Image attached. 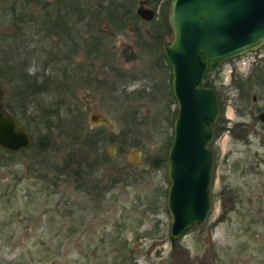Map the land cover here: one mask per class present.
<instances>
[{
	"label": "rangeland",
	"instance_id": "obj_1",
	"mask_svg": "<svg viewBox=\"0 0 264 264\" xmlns=\"http://www.w3.org/2000/svg\"><path fill=\"white\" fill-rule=\"evenodd\" d=\"M84 4L85 9L98 15L96 0ZM160 4L158 11L165 0ZM162 15L157 12L155 20H161ZM138 25L147 31L155 23L142 21ZM161 38L170 41L172 31L167 29ZM34 39L40 38L35 35ZM111 42L114 56L110 63L126 79L118 81L117 92L109 93V87L105 86L109 78L104 76L110 67L98 66L92 60L95 55L86 50L84 56L78 54L74 58V78H65L66 62L63 57L56 58L58 61L51 65L55 70L52 89L49 87L45 95L33 97L27 109L20 106L15 88L0 78V100L7 111L14 110L22 116L24 124L29 121L27 130L34 143L14 155L0 149V264H179L184 258L179 254L181 250H185L188 260L193 233L182 238L180 247L171 245L166 207L170 184L167 164L155 162L167 152L177 116L170 86L171 70L159 56L164 67H157L154 50L141 53L130 29L117 33ZM47 48L34 46L35 57L27 66L29 73L45 68ZM259 52L264 53V45ZM79 64L84 66L81 78L85 80L77 76ZM148 66L152 71H143ZM257 66L248 81L247 65L237 66L236 78L226 65L220 83L213 86L214 91L219 88L222 102L216 120L217 136L209 144L215 154V180L222 178L225 171L257 170L256 163L264 156V126L256 118L258 111L264 109V64ZM212 76L217 81L215 70ZM241 80L244 82L237 88ZM124 83L126 88H122ZM140 90L144 96H140ZM58 104L63 109L59 116L50 115L48 122L38 123L40 118L45 120L44 109H53ZM101 116L111 123L108 127L120 134L113 137L112 143L106 138L100 144V161L92 175L77 181L62 174V169L49 171L40 162L41 154H37L35 146L44 135L54 141L49 146V166L55 162L62 167V157L67 152L56 151L61 139L58 127L50 131L46 124H60L64 119L72 124L78 117L82 124L93 127V118ZM246 125L250 127L248 130ZM119 137L124 141L122 144ZM246 138L250 140L248 145L244 142ZM86 155L87 159L89 155ZM248 181L253 187L257 179L250 177ZM218 183L214 186L216 193L221 185ZM247 194L250 193L244 196ZM258 205L260 213H257ZM249 207L256 223L249 233H239L246 245L244 260L246 264H264V240L255 238L256 234H264V200Z\"/></svg>",
	"mask_w": 264,
	"mask_h": 264
},
{
	"label": "flooded vegetation",
	"instance_id": "obj_2",
	"mask_svg": "<svg viewBox=\"0 0 264 264\" xmlns=\"http://www.w3.org/2000/svg\"><path fill=\"white\" fill-rule=\"evenodd\" d=\"M90 1L93 0H0V78L3 82L5 81L10 84L11 87L15 88L14 95H19L21 107L26 108L30 105V101H32L33 97L45 95L48 93L49 87L52 89L55 70L51 65L54 61H58V57H63L66 62L63 67L65 78L69 76L74 78V76H76L73 75L74 68H72L74 65V58L78 54L84 56V50L89 54L93 53L95 55L92 60L97 63L98 66L100 65L102 68L103 66L110 67L108 73L104 76V78H109L105 81V86L109 87V93L117 92L119 90L118 81H126V79H124L125 77L121 75L122 73H118L114 65L110 63V59L114 56V52L111 51L114 49L111 41L117 33H122L123 30L130 29L133 32L135 42H137L141 53L146 54L147 52L149 54L151 49L155 51L154 58L157 67L162 65L159 60V57H161V59L165 61L163 65L166 67L169 66L168 68L171 70L163 53L165 41L159 38H161L162 34H164L167 29L169 32L172 30L169 27L168 14H166V17L169 26L164 19V11L161 8L158 11V7L162 5L159 3L160 5L158 6L157 0H133L134 5L138 3L135 10L134 5H130L132 0H96L99 4L98 15L93 14L88 8L85 9L84 3ZM130 7H132V10ZM138 9H151L152 17L149 19L143 18L139 14ZM157 12L163 14L159 21L155 20ZM75 14L79 15L75 18ZM141 20L143 22H153L155 25L151 27V30L142 31L138 25V23L142 22ZM163 21L166 23L165 25L167 28ZM155 30L156 33L154 32ZM156 34H159L160 37L158 39L162 41L161 50L163 55L160 52L159 40H156ZM35 35L40 39L35 40ZM53 39H56V41L52 42ZM37 45L41 47L44 46V48L48 46V59L45 57L46 66L44 65L45 68L41 71L29 73L27 66L35 57L34 46L36 47ZM59 47L65 52H61ZM260 49L249 51L228 59L224 58V60L209 73L208 78L211 79L213 78L212 72L214 70L217 74L215 78H217L218 82L214 79H209L212 87L216 85V83H220V78H223V68L226 65L230 66V73H232L233 78H236L235 72L238 69L237 66L247 65L248 71L246 78H248L249 81V78L254 76V70L258 67L257 65L264 64V53L260 54ZM105 50H108L109 53H105ZM126 53L127 51H125V54ZM132 56H136L135 52L132 53ZM59 60L63 61V59ZM163 65L161 67H164ZM70 67L71 70L69 69ZM151 68L152 67L148 66V68L143 71L147 70L151 72ZM83 71L84 66L79 64L77 66L78 78H81V76L83 77ZM81 79L85 80V78ZM171 81L172 74L170 78L172 93ZM242 82L244 81L241 80L238 82L236 87L240 88L243 84ZM126 87L127 85L124 83L122 88ZM217 89L215 88L216 99L220 100V103H222L221 92ZM139 94L140 96H144V91L140 90ZM172 98H174L173 93ZM254 99L253 97V100ZM174 101L176 102L175 98ZM5 106L4 102L2 103L0 100V111L4 114L11 115L16 119L18 125L29 133L31 137V143L27 147L29 148L32 146L33 141L30 131L27 130L29 121L27 124H24L22 122L24 119L22 116L17 115L14 110L10 113ZM60 106L58 104L53 109L49 108V110H46L48 117L50 115L54 117L59 116L63 110ZM261 111H264V109L258 111V113ZM250 112L252 113L253 111ZM80 113L81 112H78L79 115ZM77 118L78 117L75 118L72 124L66 123L64 118H61L64 120H62L60 124L59 122L52 124L45 123L50 131L58 127V134L61 139L60 145L57 147L55 146V149L61 151L62 149L58 150L57 148H62L65 144H73L76 141L80 143L83 148L84 146L87 147L86 150L84 149L88 152L89 157L87 158L97 162L98 165L100 161V144L103 143L106 138L112 143L114 140L113 137L119 132H116L115 129H111L112 127H108L111 126V123H104L100 117L98 119L93 118V127L85 123L82 124ZM49 119L51 118L49 117ZM257 120L264 126V122H261L258 118ZM102 126L105 129L101 128ZM249 128H247L246 125L245 129L248 130ZM106 129H108L109 134H107ZM245 129L243 128L242 130L246 131ZM63 132H65V136H63ZM215 135L217 136V134H214V136ZM74 136L76 140L73 139ZM51 140L49 141L50 145L54 143V141L52 142ZM244 142L248 145L250 140L246 138ZM27 148L12 152L0 147L3 152L12 155L24 151ZM92 150L93 152H91ZM210 152H212L213 156V168L209 190V212L204 222L194 225L184 235L186 236L188 233H193L192 250L188 252L187 261L184 256L186 253L185 250L180 251L179 254L184 258L180 259V262L183 260V263L179 264H246L244 260L246 245H244L242 239L243 235L239 233H249L253 224L256 223L255 219L251 218L249 206H252V204L258 201L262 203L264 200V180H262L264 179V169H262L264 168V156L260 157L259 161H257V170H240L236 173L225 171L222 174V178L215 180L213 173L215 168V154L213 150ZM64 157L65 155L62 158ZM47 174L50 175L51 173L49 172ZM231 176L236 179H232ZM250 177L257 179L253 187L248 185V178ZM237 179H242L243 181L237 182ZM76 180L83 181L84 177ZM217 181L221 185L218 186L216 193L214 191V186ZM246 193L250 194L244 196ZM244 205L248 206L247 209L243 208ZM260 212L261 208L258 205L257 213ZM238 219H240L241 222H239ZM235 231H238V234H234ZM182 238L175 242H172L170 238L171 245L175 248L180 247ZM255 238H257V240H264V234H256Z\"/></svg>",
	"mask_w": 264,
	"mask_h": 264
},
{
	"label": "water",
	"instance_id": "obj_3",
	"mask_svg": "<svg viewBox=\"0 0 264 264\" xmlns=\"http://www.w3.org/2000/svg\"><path fill=\"white\" fill-rule=\"evenodd\" d=\"M146 19L151 9H138ZM168 22L172 38L163 45L171 67L172 93L177 103L171 145L166 153V207L172 242L205 221L210 208L213 140L219 105L208 79L224 58L264 45V0H171ZM104 123H109L104 116ZM264 122V111L257 114ZM29 133L16 119L0 111V147L27 148Z\"/></svg>",
	"mask_w": 264,
	"mask_h": 264
},
{
	"label": "trees",
	"instance_id": "obj_4",
	"mask_svg": "<svg viewBox=\"0 0 264 264\" xmlns=\"http://www.w3.org/2000/svg\"><path fill=\"white\" fill-rule=\"evenodd\" d=\"M161 1L163 0H157V3H161ZM134 5V1L132 0V2H130V5ZM169 4H170V0H165V4L164 6L161 8L164 13H167L169 11L168 8L169 7ZM130 9L132 10V7H130ZM164 19L168 25V22H167V17H166V14H164ZM169 26V25H168ZM170 27V26H169ZM156 33V30L154 31ZM156 40L160 37L159 34H156ZM159 39H162V38H159ZM158 39V40H159ZM163 41V40H162ZM162 41L159 40L158 43H159V49H160V52L161 54L163 55L162 53ZM168 66V65H167ZM169 67V66H168ZM218 104H219V107L221 108V104L218 100ZM44 114V117H45V120H43L42 118H40L39 122L38 123H42V122H48L49 120V117H48V114L46 112V110H43V113ZM37 123V124H38ZM219 128V126H217ZM218 128H216V134L218 132ZM120 133H118L117 135H119ZM116 135V136H117ZM124 138H125V135H123ZM74 140L75 139V136L73 137ZM49 137H46V135H44L40 141L38 143H36L37 145L35 146V150L37 152V154H41V159H40V162L41 163H48L49 162V152H50V149H49ZM119 141L120 143L122 144V142H124L121 138L120 140V137H119ZM171 144V143H170ZM169 144V146H170ZM32 145H34V143H32ZM169 146L167 147V150L169 148ZM58 150L60 149H66L67 152H66V156L65 158H62L63 159V166H61V164H56L55 162H53V166H49L47 164V168L48 170H50L51 172L54 171L55 169H62L61 170V173L62 174H65V176H72L74 180L78 179V178H83L85 176H89V175H92L95 170H96V167H98L97 165V162H94L92 160H90L89 158H84L85 155L87 154L88 155V152L85 151L87 149L86 146H84V148L80 145V143H77L76 141L72 144H65L64 147L62 148H57ZM85 149V150H84ZM210 149H211V145H210ZM57 151V150H56ZM167 153V152H166ZM166 153H164V155L160 156L159 158H157V160L155 162L159 163L158 165H166ZM38 154V155H39ZM86 155V156H87ZM53 168H55L53 170Z\"/></svg>",
	"mask_w": 264,
	"mask_h": 264
}]
</instances>
